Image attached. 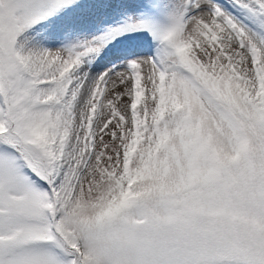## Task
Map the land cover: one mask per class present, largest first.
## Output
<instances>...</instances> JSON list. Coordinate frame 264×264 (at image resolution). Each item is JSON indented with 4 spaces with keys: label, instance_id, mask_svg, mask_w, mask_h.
<instances>
[{
    "label": "snow or ice",
    "instance_id": "obj_1",
    "mask_svg": "<svg viewBox=\"0 0 264 264\" xmlns=\"http://www.w3.org/2000/svg\"><path fill=\"white\" fill-rule=\"evenodd\" d=\"M0 264H264V0H0Z\"/></svg>",
    "mask_w": 264,
    "mask_h": 264
}]
</instances>
